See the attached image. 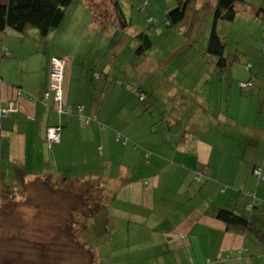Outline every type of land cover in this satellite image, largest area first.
Segmentation results:
<instances>
[{"label": "crops", "instance_id": "0c3cea01", "mask_svg": "<svg viewBox=\"0 0 264 264\" xmlns=\"http://www.w3.org/2000/svg\"><path fill=\"white\" fill-rule=\"evenodd\" d=\"M206 1L209 2L195 0L186 8L189 19L185 25L182 23L179 34L187 32V44L196 39L197 48L201 47L200 42L207 41L204 51L208 56L211 10L209 6L203 8ZM105 4L95 0L82 2L84 14L76 6L72 17L65 18L60 28L53 31L52 34L68 33L67 49L49 52L37 81L3 80L4 66H0V110L13 108L6 118L0 119V167H5L0 170V194L16 189L21 207L31 196L30 191L37 194L45 185L51 197L49 207L55 208L54 198L67 200L77 195L61 191L57 184L63 179L61 175L80 181L102 178L108 190L105 200L109 204V219L119 225L107 221L112 236L111 240H102V244L112 248L108 253L116 250V264H264V243L240 229L227 227L215 216L216 208H234L264 232V180L256 181L252 176L254 168H260L264 176V156L262 163L256 162L262 145L255 144L254 136L246 135L258 127L264 116V98L259 95L264 86L260 75L264 77V71L259 69L248 81L243 77L238 82L240 91L251 94L248 100H241V110L244 103L250 106L254 99L261 104L252 117L251 110H247L251 125L242 111L230 112V93L224 81H220V87L215 77L210 79L208 93L197 99L186 80L161 81V86L142 82V78L152 77L154 65L128 64L120 56L127 41L125 35L118 42L113 40L121 33L116 23L118 4L114 0L113 12ZM236 12L235 21L240 17L247 24L257 23L254 39L260 47L264 36V0H247L236 7ZM201 25L200 38L197 33ZM90 32L105 41L103 48L78 54L83 45L90 48L93 44L89 42ZM5 35L0 36L1 42L6 43L7 38L23 42L10 45L11 50L2 46L3 59H11L32 45H42L44 51L48 46L46 37L33 29ZM55 62L64 65L61 102L64 107H71L69 114L59 113L54 100L51 74ZM245 66L246 72L251 73L252 67ZM231 70L228 67L225 76ZM212 72L218 73L215 65ZM248 83L250 88L240 86ZM137 91H144L143 105H138ZM80 107L81 116L89 119L87 125L79 117ZM120 123L124 127L119 128ZM53 126L61 128L50 129ZM50 130L57 136L52 143L47 141ZM234 132L241 143L254 151L243 152L242 148L240 155L231 153ZM248 153L255 159L247 160ZM198 175L200 182L195 181ZM51 181L54 187L47 185ZM249 198L256 207L248 211ZM38 199L36 196L34 203ZM83 199L88 198L83 195ZM66 206L63 210L68 209ZM120 218L127 220L125 225L117 222ZM96 226L95 223L89 232L91 237L104 233L100 228L95 230ZM71 244L86 252L77 241Z\"/></svg>", "mask_w": 264, "mask_h": 264}, {"label": "rangeland", "instance_id": "374dc122", "mask_svg": "<svg viewBox=\"0 0 264 264\" xmlns=\"http://www.w3.org/2000/svg\"><path fill=\"white\" fill-rule=\"evenodd\" d=\"M85 1L86 0H75L72 8L67 11L66 19H70L72 17V12H75L76 9H80L81 13L84 14L85 9L82 5V2ZM95 1H97L101 5H103V2H106V7L111 12L114 11V8L112 6L114 0ZM115 1L118 4V10H120V12L126 19L127 28L123 30L119 23L121 33L116 34L114 39L111 36L110 41H112L113 39L115 42H118V40L122 39L125 35L127 41H130L132 45H134L133 49L136 50L140 44L139 42L138 45L133 44V38H135L137 35L145 34L148 35L150 39H152L153 48L150 52L148 50L147 54L149 55V58L144 61L151 62V65H154V73L151 74V78H142V82H149L152 85L161 86V81L176 83L177 81L186 80L190 86L191 93L196 95L197 99L198 96H204L205 93H208V91L210 90V79L212 77H215L216 81L219 82L220 87V81H224L223 84L227 87V90L230 93V112L232 114H235L236 112L242 111L243 114H246V118L249 124H252L249 121L247 110H251L252 117V115L254 116V114L256 113L257 109L261 107V104L257 103L259 102L257 99H254L250 106H247V104L243 102L245 106H243L241 110V100L243 98H246L248 100L249 98H251V94H244V92L240 91V89L238 88V82H240L243 77L248 81L251 75L257 74L259 69L261 71H264V49L257 47L256 41L254 39V31L257 27L256 22L247 24L245 19L241 20V18L239 17L236 21L234 20L229 23L221 22L218 24V30L220 31L219 34L221 37H223L222 39L225 46L226 57L229 61L228 67L229 69H232L230 73L225 76V73L223 71H220L218 73L212 72V66L215 65L216 68V62L214 63V60L213 62H211L212 57L208 55L210 57L209 58L204 51V48L206 46L205 42L207 41L203 40V42H200L202 45L200 48H197L195 45L196 39H192L191 44H187L188 41L184 36L185 34L187 35V32L180 35L179 31L172 29L165 30V27L160 24L155 28H153L154 26L150 27L147 24V19L150 17L155 21L161 23V20L164 19H159L156 13L158 12L164 17L165 14H162L163 10L165 9V7L169 10V8H171V4H174L172 2L174 0ZM145 1H148L149 3L146 7L144 5ZM212 3H215V0H209V2L206 3L203 8L208 7ZM167 5H169V7H167ZM81 18L82 16L79 18V21L81 20ZM208 18L209 25L207 26V29L209 28L208 36L210 37L213 23L212 11L211 13H209ZM118 20L120 19H116V23H118ZM105 28L106 31L109 30L108 27ZM202 28L203 26L201 25L200 31L197 33V36L199 35L200 38L202 37ZM27 29H33V31L39 33V31L35 28L30 27ZM194 29L195 27L193 28V35L195 34ZM95 31L97 33L100 32L98 30V27H96ZM109 32L111 31L109 30ZM6 33H10V35L18 34V32L12 29L7 30ZM52 33L53 32H50V34L45 36L46 38H44L46 39V42L49 46L48 48L46 44L47 48L45 51L43 50L42 45L37 47H34L32 45L31 48L22 49L21 51H19L18 55H13L11 59L1 58L2 46H4L3 48L11 50L10 48L12 46L14 47L18 43H22L23 40L18 41L17 39L15 41L13 39L7 38L6 43L0 41V66H4V69L2 71L3 80H18L24 81L25 83H29L34 79L35 81H37V75L42 71L44 63L43 60L50 54L49 52H62L67 49L68 33L64 31L58 32L56 34ZM5 34L0 32V36L2 37H5ZM90 36L91 40L89 42H93V44L90 48H85L83 45L78 54L84 52V50L86 51V53H92L95 50L103 48L102 43L105 42L103 39L97 38L94 35V32H90ZM189 45L190 47H188ZM174 51L177 52L176 55H174ZM123 54L125 56H128L127 51H125ZM55 56L58 57L60 55L57 54ZM49 57L50 56H48V58ZM46 61L48 64L49 59H47ZM135 61L136 60H132L130 63H134ZM139 63H142V61L137 60L136 64ZM194 65H196V69L198 70L197 73ZM245 65H247L248 68L252 67L251 73L246 72L247 70L245 69ZM198 66L200 67L197 68ZM217 76L221 79H218ZM76 77L77 76L75 75L73 78L74 82ZM260 77L261 83L262 81L264 82V77L261 75ZM205 79L206 81L204 83H201V81H204ZM162 90L165 91V88H163ZM259 95L264 98V86L261 87V93ZM193 103L194 102L192 101L190 105L192 106ZM138 105H141V103ZM226 105L227 104H224L223 106ZM187 108L188 110L190 109V107ZM253 110L254 113L252 114ZM262 133H264V116L262 117L261 122L258 123L257 128L252 129L246 133V135L254 136V139L256 140L255 144L261 143L262 145L261 150L259 149L258 151L261 156L257 157V163H262L260 162V160L264 156V136H261ZM242 148L245 149V151L243 152L254 151L248 149L245 146L244 142L241 143L237 137V134L234 132L232 143L230 144V151L231 153L234 151L237 155H240ZM253 159H255L253 158V155H250L248 153L247 160ZM4 169V166L0 167V170ZM253 177L255 178L254 180L259 181L258 177ZM47 190L48 187L44 185L43 188L40 187V190L37 194L33 195L30 191L31 196L29 197L33 198L30 199L28 197L27 199H25V201L22 202L21 207H19L20 204L17 200V196H20V194L16 189L13 190V188H11L10 190L14 193V198L12 199H9V196H0V264H17L16 259L19 260L22 264H88L89 261L94 262V264H116V261L118 260V254L116 253V250H113V253L100 251L99 253H97V256H95L94 250H90L87 248L88 250L86 249V252L83 253L80 247H75V244H71L73 243V240H71V238H67L69 235H71V233H76V231L82 227V224L76 227L70 226V222L73 219H79L82 217L80 221L86 222L87 220H85L83 212H87L86 210H88L89 206L85 210H82L81 208L84 206V204L87 203L88 205L89 203L88 201L85 202L83 200V193L79 192L78 195H75L67 200L54 198L55 208H50L49 204L51 197H49ZM36 196L40 198L38 199L39 201L36 200L38 201V203H34ZM64 204L67 205L66 208L68 209L64 214H62L61 210H63ZM8 215H10V217H8ZM61 215L62 218L60 217ZM87 227L94 229L93 221H90ZM98 236L101 239H104L105 236L106 240H108L109 238L105 232L104 234L96 233L93 237L96 238ZM54 239L57 240L55 243L57 246L53 245L55 241ZM46 244H50L49 248L47 246L45 252L46 255L38 257V250L35 247L38 246L39 251L42 252L44 250V247H46ZM58 244H60L61 246H58ZM33 245H35V247ZM31 246L33 247L32 249L30 248ZM31 254H34V256L36 257L32 259L33 261H30V259L28 261L27 257Z\"/></svg>", "mask_w": 264, "mask_h": 264}, {"label": "trees", "instance_id": "16d2710c", "mask_svg": "<svg viewBox=\"0 0 264 264\" xmlns=\"http://www.w3.org/2000/svg\"><path fill=\"white\" fill-rule=\"evenodd\" d=\"M75 2V0H0V32L3 33L9 29H12L18 33L23 32L26 28L32 27L39 31V33L42 36L48 35L50 32L56 31L60 28L61 24L64 22L67 11L71 7V5ZM174 4H171V8H167V12L162 14H165L163 17L160 13L157 12V15L159 19L161 20V23L155 21L151 17L147 19V24L151 27L154 26L155 28L157 25H162L165 27V30H181L182 25L185 23V21H188V14L186 15V8L190 5H192L195 0H174L172 1ZM245 0H215V3H212L209 5L210 10L213 13V23L212 28L210 32V37L208 40V47H207V54L212 57V60L216 62V68L218 72L225 71L228 68L229 61L226 57L225 52V46L223 42V37L220 36L219 30H218V24L221 22H232L235 20L237 12L236 7L240 4H243ZM208 3L205 2V4ZM148 1H145V7L148 6ZM143 5V6H144ZM169 7V5H167ZM166 8V7H165ZM118 10V8H116ZM118 20V26L120 23V26L122 29L127 28L126 19L123 16V14L118 10L116 13ZM183 23V24H182ZM185 25V24H184ZM109 28L111 26L109 25ZM122 30V31H123ZM180 32V31H179ZM181 33V32H180ZM137 38V39H136ZM127 41V38H126ZM133 44H137L139 42L138 48L135 50L134 45L129 41H127L124 44V47L120 49V56L125 59L126 63L128 64H136L137 60L142 61L144 64L146 63L144 60H147L149 58L148 50L149 52L152 50V39L149 38L148 35L142 34L137 35L135 38H133ZM262 49H264V36L260 42L259 45ZM127 51L128 56H125L123 53ZM123 52V53H121ZM150 54V53H149ZM132 60H136L134 63H130ZM119 61V60H118ZM121 64V61H119ZM136 64V65H139ZM252 86V85H251ZM137 95L139 103L141 105L145 102V95L144 91H137L135 93ZM71 108V107H69ZM8 108H3L0 110V119L6 118L13 108H9L11 110L7 113ZM83 113L82 110L78 113L79 117L84 119V123L87 125L89 123V119L87 117L81 116ZM69 114V113H68ZM95 119V117H89ZM106 126H101L100 129H104ZM124 127L122 123L118 126ZM54 128H61L60 126H53L50 127V129ZM118 136V134H117ZM257 169V168H254ZM61 175V174H60ZM63 179H59V186L61 188L62 192H66L69 194H77L79 192H82L84 196H86L88 199H83L85 202L88 201L89 208L86 210L87 212H83V216L85 217L86 222L80 221L79 219H73L70 222V226L76 227L80 224H82V227L79 228V230L76 231V233H71L67 238L73 240V242L77 241L78 245H82V249H87L85 246H88L90 250L96 251H111V247H105L102 242V240H106L105 236L104 239H101L99 236L94 239V237H91V234L89 233L91 231V228H88L87 225L90 221H93V223H96V229H102L109 237L108 240H111L112 232L110 231V228L107 229L108 220L109 219V204H107V201L105 200L106 193L108 192L107 189H105V185L103 184L102 178H89L88 180H74L71 179L67 174H63L60 176ZM201 176L198 175L195 178L196 182L201 181ZM48 184V183H47ZM48 186L54 187L53 182H49ZM52 190V188H51ZM237 191H241V189L237 188ZM104 195H103V194ZM14 193L12 191L10 192H4L0 194V196L4 195V197H8L9 199L14 198ZM253 194H250L249 197L251 199L255 200V197H252ZM249 198V200H250ZM253 200V201H254ZM87 206V207H88ZM256 207L254 203H251V200L247 204L248 211L250 209H253ZM216 218L220 220L223 224H225L229 228H236L242 230L244 233H249L260 242L264 243V232L255 224L251 223L249 220H247L244 216H241L237 214V212L234 210V208L226 209V208H216ZM81 210V209H80ZM85 210V209H82ZM67 211L61 210V213L64 214ZM10 217V215H8ZM62 218V215L60 216ZM59 218V217H58ZM90 220V221H89ZM114 221H109V224ZM121 225H125L124 222H127L126 219L120 218L117 221ZM123 222V223H121ZM115 226H119L116 222ZM99 226V227H98ZM98 227V228H97ZM75 232V231H73ZM89 233V234H88ZM104 234V233H103ZM115 235V234H114ZM55 240V239H54ZM57 240L54 241L53 245H56ZM82 241V242H81ZM110 242V241H109ZM36 244V243H35ZM52 244V243H51ZM59 245V244H58ZM35 247V245H33ZM50 247V244H46V247H44V250L42 252L39 251V247L36 246L35 248L39 251L38 257H42L46 255V249ZM57 246V245H56ZM33 248L32 246L30 247ZM30 249V250H31ZM87 249V250H88ZM22 253V252H21ZM20 253V254H21ZM40 253V255H39ZM49 253V252H48ZM49 255V254H48ZM19 256V255H17ZM36 256L34 254L28 255L27 259L29 261H33ZM16 259V258H15ZM25 259V258H24ZM26 259V260H27ZM25 261V260H24ZM17 264H22L19 260L16 259Z\"/></svg>", "mask_w": 264, "mask_h": 264}, {"label": "built area", "instance_id": "2783aa9c", "mask_svg": "<svg viewBox=\"0 0 264 264\" xmlns=\"http://www.w3.org/2000/svg\"><path fill=\"white\" fill-rule=\"evenodd\" d=\"M54 64V68H53V72L51 74V80L53 81V88L55 92V96H54V100L55 102L59 105L58 107V112L59 113H69L70 112V108L68 106L64 107L62 105V102H61V91H60V87L62 85V81H63V69H64V65L60 62H55L53 63ZM55 86V87H54ZM240 86L242 88H250L251 87V84L248 83V84H240ZM7 113L10 112L11 110H9V108L7 109ZM79 110L81 111V107L79 108ZM47 141L49 143H52L54 141H57V136L56 134L54 133L53 130H50L48 133H47ZM253 176H256L258 177V180L259 181H263L264 180V176L261 172V169L260 168H257V169H254L253 170Z\"/></svg>", "mask_w": 264, "mask_h": 264}]
</instances>
